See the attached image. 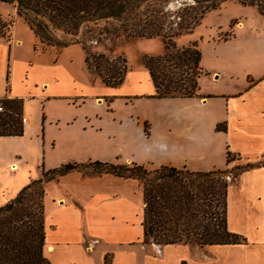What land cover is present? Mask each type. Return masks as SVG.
Here are the masks:
<instances>
[{"label": "crops", "instance_id": "obj_1", "mask_svg": "<svg viewBox=\"0 0 264 264\" xmlns=\"http://www.w3.org/2000/svg\"><path fill=\"white\" fill-rule=\"evenodd\" d=\"M239 24L235 27L243 26L242 20ZM210 37L211 43H206L209 61L217 64L204 62L200 50V64L208 73L197 78L199 94L155 97L151 96L153 84L143 65L129 67L117 86L90 83L86 72L83 79L67 72L66 85L60 83L63 90L59 87L62 73L51 61L41 65L39 85L33 83L32 87L33 69L38 63L15 57L14 46L20 40L12 39L10 33L9 40L0 43L4 73L7 70L8 76L17 69L23 79L12 88L7 84L0 96H21L24 120L21 134L0 135V204L37 177L42 167H51L44 155L45 148L48 151L53 145L51 128L75 150L77 156L69 161L133 160L207 170L234 164L225 160L229 150L244 162L255 163L226 186V227L244 235L245 242L157 245L141 241L140 221L139 231L137 227L132 234L105 236L107 232L92 212L118 196L120 190L108 182L136 180L79 170L60 176L72 174L76 178L70 198L82 219L80 222L78 216L66 235L74 234L81 240L76 251L79 264H91L84 254L88 255L100 240L107 245L100 249V264L105 253L110 254V264H179L182 260L185 264H264V42L253 38L240 41L235 33L225 39ZM33 106L35 112L31 111ZM218 122L225 128L216 129ZM33 167L39 172H32ZM51 247V243L44 244L43 251Z\"/></svg>", "mask_w": 264, "mask_h": 264}, {"label": "trees", "instance_id": "obj_2", "mask_svg": "<svg viewBox=\"0 0 264 264\" xmlns=\"http://www.w3.org/2000/svg\"><path fill=\"white\" fill-rule=\"evenodd\" d=\"M8 1L13 3L15 13L39 43L54 47L56 53L71 43L80 44L88 73L107 86L120 84L129 65L123 55L108 57L102 52L90 51V43L99 41L102 35L160 36L164 50L158 54H144L142 65L153 84L151 96L172 97L198 95L197 78L208 73L200 64L197 43L191 41L177 47L174 37L190 32L205 12L219 7L226 0ZM234 1L254 6L264 17V0ZM10 27L11 19L0 17L1 39L9 40ZM247 81L252 82V78L248 76ZM7 88L5 84L4 90ZM0 104V135L21 134L22 98L4 94L0 96ZM215 128L224 129V123H216ZM235 158L239 157L226 150V162ZM254 164L247 161L234 163L232 167L239 173ZM72 170L106 172L137 181L141 194L142 242L203 246L246 240L244 235L226 227L225 169L190 170L184 166L150 165L133 160L64 161L42 167L39 176L31 178L0 204V264H51L43 251L42 184ZM218 205L221 213L217 210ZM103 264H110L109 253L103 255ZM179 264L185 262L182 260Z\"/></svg>", "mask_w": 264, "mask_h": 264}, {"label": "rangeland", "instance_id": "obj_3", "mask_svg": "<svg viewBox=\"0 0 264 264\" xmlns=\"http://www.w3.org/2000/svg\"><path fill=\"white\" fill-rule=\"evenodd\" d=\"M0 17L2 19H11V38L20 40V44L14 46L15 57L18 59L30 58L38 63V66L33 69L32 75L34 77L31 78L30 86L33 87V83L39 85V78L42 73L41 68L43 67L41 65L52 63L51 61L58 65L57 67L62 73L59 78V87L63 90L65 87H61L60 83L66 85L67 72L76 79H83L86 72L87 80L90 83H102L98 77L91 76L87 72L83 62L84 50L80 47V44L71 43L56 53L54 47L39 43L22 19L15 15L11 1L0 0ZM240 20H242L243 26L235 27L236 25L240 26ZM217 31L219 32L217 33ZM234 33L236 35L235 38L240 41L253 38L256 41L264 42V17L252 5H242L234 0H226L219 7L205 12L190 32L176 35L174 42L177 47L186 45L191 41L197 43V47L203 52V61L210 65H216L217 62L209 61L210 56L207 52L209 48L206 43H211L210 36H216L215 38L221 39L222 37H231ZM0 43H4V40L0 39ZM33 44H35V49H33ZM41 47H43L42 50ZM89 49L92 52H102L108 57L117 54L123 55L129 67L139 68L142 67L143 55L161 53L164 50V43L160 36L145 38L127 37L124 35L107 37L102 35L99 41L90 43ZM1 54L0 91L5 84H9V87L12 88L13 83L15 85L19 83L20 79H23V76L15 69L13 74L8 73L7 81L5 82V66H3V56ZM31 111L35 112V106L32 107ZM51 129L53 130V128ZM52 130H50L53 135L52 148L48 151L45 148L44 153L47 162L52 163L51 166H54L59 162L69 161L72 160L70 158L73 156H77L74 154L75 150L71 144L67 143V140L60 133L57 134L55 130ZM37 154L40 158L41 152L39 151ZM34 158L36 157L32 155L33 162ZM233 161L235 163H244V160H241L240 157L233 159ZM232 166V164H228L220 168L225 169L223 178L226 182L234 180L238 174ZM35 171L39 172L38 169L33 167L32 172ZM39 175L40 172L37 176ZM60 176L56 179L44 181L42 184L44 189L42 199L44 244H52L51 249L44 253L51 264H79L81 258L77 256L76 251L77 242H81V240H78V237L74 236V234L66 235L76 225L77 219H79L78 216L80 217L79 221H82L80 213L74 209L75 207L71 203L73 201L70 198L71 190H73L72 186L76 184V178L72 174L66 178H60ZM108 183L120 190L117 193L118 196L115 199L112 198L103 202L101 207H96L92 213H95V219L97 218L102 223V227L105 229L104 232H107L105 236H120L124 233L132 234L137 231L136 228L141 217L139 186L136 181L132 182L131 180L110 181ZM217 210L221 213L219 205ZM106 246L101 240L99 242L96 241L90 249L91 252L88 255L84 254L88 263L100 264V249ZM83 253L81 252L82 258ZM227 253L230 255V252Z\"/></svg>", "mask_w": 264, "mask_h": 264}, {"label": "built area", "instance_id": "obj_4", "mask_svg": "<svg viewBox=\"0 0 264 264\" xmlns=\"http://www.w3.org/2000/svg\"><path fill=\"white\" fill-rule=\"evenodd\" d=\"M2 109V106H1V104H0V110ZM21 120L23 121L24 120V117L22 116L21 117Z\"/></svg>", "mask_w": 264, "mask_h": 264}]
</instances>
